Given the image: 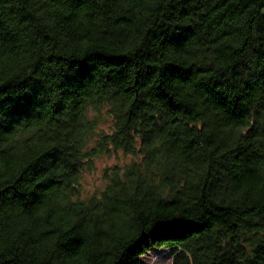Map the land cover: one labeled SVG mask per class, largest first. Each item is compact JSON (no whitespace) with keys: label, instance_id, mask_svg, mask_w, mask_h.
Returning <instances> with one entry per match:
<instances>
[{"label":"trees","instance_id":"obj_1","mask_svg":"<svg viewBox=\"0 0 264 264\" xmlns=\"http://www.w3.org/2000/svg\"><path fill=\"white\" fill-rule=\"evenodd\" d=\"M156 249L264 264V0H0V264Z\"/></svg>","mask_w":264,"mask_h":264},{"label":"rangeland","instance_id":"obj_2","mask_svg":"<svg viewBox=\"0 0 264 264\" xmlns=\"http://www.w3.org/2000/svg\"><path fill=\"white\" fill-rule=\"evenodd\" d=\"M102 128L103 125H100ZM96 140V137L94 138ZM89 145H93L91 142ZM135 158L118 151L109 156H100L90 160L81 174L79 184V198H87L98 195L105 188L113 168L122 169L130 164ZM144 264H171L172 258L168 251L152 250L143 259Z\"/></svg>","mask_w":264,"mask_h":264}]
</instances>
